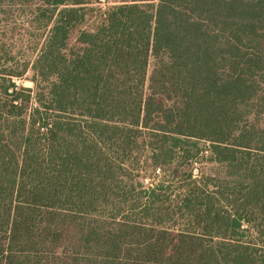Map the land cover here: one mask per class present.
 <instances>
[{"label":"trees","instance_id":"1","mask_svg":"<svg viewBox=\"0 0 264 264\" xmlns=\"http://www.w3.org/2000/svg\"><path fill=\"white\" fill-rule=\"evenodd\" d=\"M13 5L44 40L0 32V264H264V0Z\"/></svg>","mask_w":264,"mask_h":264},{"label":"rangeland","instance_id":"2","mask_svg":"<svg viewBox=\"0 0 264 264\" xmlns=\"http://www.w3.org/2000/svg\"><path fill=\"white\" fill-rule=\"evenodd\" d=\"M97 6L104 9L108 5L103 2ZM32 10L33 8L30 9L23 5H13L9 8H4V13L0 15V32L5 34L6 39L8 40L7 49L11 51V57H14L13 61L10 62L11 64H15L17 61L20 64L24 61L33 63L38 55L39 47L44 40L42 27L36 24L32 19ZM79 30L80 28L72 32L69 43L70 46L75 44ZM3 59L0 60V65H3ZM152 70L153 61L150 62L148 77L151 75ZM32 77L33 73L30 71L26 74L25 79L23 81H19L18 84L26 88L33 89L34 85L30 82ZM208 173L211 176H217L222 174V170L217 165L210 164L208 166ZM156 182L153 180H144L143 184L147 187ZM183 184L184 181L182 178V185Z\"/></svg>","mask_w":264,"mask_h":264}]
</instances>
